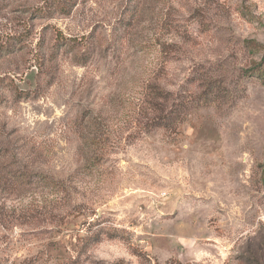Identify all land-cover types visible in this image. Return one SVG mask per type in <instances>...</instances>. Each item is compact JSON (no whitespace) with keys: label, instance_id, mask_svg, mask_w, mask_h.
Here are the masks:
<instances>
[{"label":"rangeland","instance_id":"374dc122","mask_svg":"<svg viewBox=\"0 0 264 264\" xmlns=\"http://www.w3.org/2000/svg\"><path fill=\"white\" fill-rule=\"evenodd\" d=\"M240 1L0 0V264H264V0ZM148 83L186 101L169 129H142Z\"/></svg>","mask_w":264,"mask_h":264},{"label":"trees","instance_id":"16d2710c","mask_svg":"<svg viewBox=\"0 0 264 264\" xmlns=\"http://www.w3.org/2000/svg\"><path fill=\"white\" fill-rule=\"evenodd\" d=\"M243 1V2H242ZM245 0H241L240 2V13L242 16L249 17L251 16V8L249 6H246L244 4ZM75 2H63L59 3L57 6H55L54 10L58 11L60 14H68L69 11L73 8ZM252 17V16H251ZM68 43H73L78 45L77 47H74L73 50L76 51V53L73 56V61L76 64H84L88 58H89V52H84L83 54L79 55V43L78 41L71 40V39H65ZM264 48V47H263ZM46 71L39 67L38 73L36 74L37 78H41L43 74H45ZM41 89V83H39L35 89L31 92H20L15 91L14 92V98L15 99H28L29 97H36V95L40 92ZM34 95V96H32ZM168 94L163 93L162 90L158 88V86L154 83H148L145 87L144 93L142 94V99L140 100V107L139 111L141 114V126L144 132H152L157 129H169L171 126H173L177 120L180 117V114L182 113L183 107L185 105V100H179L172 103L170 106L171 108L169 110L164 109V101L167 100ZM166 110V112H164ZM89 125L93 128V132H101L102 130V124L97 120L93 119L90 120ZM86 145L89 148L92 147V150H96V146L100 145L102 141L100 140V135L94 134V136L90 139L85 141ZM89 145H88V144ZM92 153V152H91ZM96 153V152H94ZM12 157H15V153H11ZM7 155V152L3 149H0V158L5 157ZM95 155V154H94ZM263 183H264V167H263ZM34 178H37V181H40L45 186L51 188L53 192L56 194L60 193H66L67 186L65 185L64 180L55 179L53 175L44 174V173H32V172H25V171H15L11 172L3 177L1 180V183L4 184V186L14 187L15 185L17 187L24 186V187H30L35 182Z\"/></svg>","mask_w":264,"mask_h":264}]
</instances>
